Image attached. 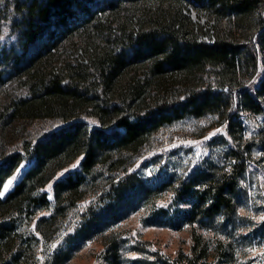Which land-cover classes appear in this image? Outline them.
Wrapping results in <instances>:
<instances>
[{
  "label": "trees",
  "instance_id": "1",
  "mask_svg": "<svg viewBox=\"0 0 264 264\" xmlns=\"http://www.w3.org/2000/svg\"><path fill=\"white\" fill-rule=\"evenodd\" d=\"M138 1L0 0V83L24 90L0 104V116L61 122L0 155V191L22 170L0 196V264H66L94 238H102L104 259L119 264L127 246L141 252L146 245L108 230L164 191L177 201L196 196L185 216L198 228L235 223L251 161L242 113L264 115V0H159L167 11L150 26L117 23L122 4ZM189 4L229 19L248 31L246 40L225 30L202 39ZM176 84L185 89L174 92ZM210 115L227 125L209 141L224 168L203 156L177 185L173 175L149 180L130 169L160 129ZM79 157L54 181L52 201L46 186ZM154 254L156 264L235 260L231 241L196 229L188 252Z\"/></svg>",
  "mask_w": 264,
  "mask_h": 264
},
{
  "label": "rangeland",
  "instance_id": "2",
  "mask_svg": "<svg viewBox=\"0 0 264 264\" xmlns=\"http://www.w3.org/2000/svg\"><path fill=\"white\" fill-rule=\"evenodd\" d=\"M166 6V3L159 0L124 2L113 17L117 23H126L131 28H145L167 11ZM185 12L202 26L199 34L204 40L212 41L221 30H225L224 34L236 41L246 40L248 31L233 26L227 18L220 19L211 11L190 4L187 5ZM179 77L183 76L178 75V80L174 77L175 80L171 82H178L182 79ZM176 85L172 88L174 92L185 89L184 85L183 87L181 84ZM23 92L16 81L0 83V104L3 105ZM242 119L244 123L242 147L249 148L251 161L241 180L243 192L238 203L235 223L223 226L219 221L212 229L198 228V224L189 223L185 216L191 203L197 199L195 195L185 196L177 201L172 191L161 192L146 199L138 210L108 230L109 234L122 235L128 240L130 238L146 245L145 250L141 252L131 250L127 246V252L122 255L119 264H156L158 256L154 254L155 252L171 257H175L181 250L188 252L192 245L194 229L212 241L216 239L231 241L235 250V260L231 264H264V220L256 219L264 216V115L243 112ZM60 123L55 119L11 120L0 116V155L13 151L20 147L25 139L36 138ZM226 127V123L220 122L218 115L166 126L151 136L134 167L130 169L139 168L140 174L149 180L173 175L176 180L174 185H177L179 180L188 174L187 168L203 156L212 158L218 169L224 168L226 166L224 162L212 154L213 149L209 141L219 134L226 133ZM80 159L81 157L73 160L60 170L46 186L52 201L54 181L78 166ZM227 161L229 162V159ZM21 173L22 170H18L7 179L5 185L8 187L5 190L4 185L2 196L13 188ZM51 211L52 207L50 210L39 211L35 215V222L40 217L49 215ZM63 235L56 240L55 247ZM104 249L102 238L88 240L66 264H109L104 259Z\"/></svg>",
  "mask_w": 264,
  "mask_h": 264
},
{
  "label": "snow or ice",
  "instance_id": "3",
  "mask_svg": "<svg viewBox=\"0 0 264 264\" xmlns=\"http://www.w3.org/2000/svg\"><path fill=\"white\" fill-rule=\"evenodd\" d=\"M216 131H220V130H216ZM211 135V134H210ZM73 166H75V165H73ZM11 183V181L9 180V184ZM7 187H8V185L6 184L5 185V190L7 189ZM4 194V192L3 191H0V196H2ZM256 219H261V220H264V216H261V217H258V218H256ZM37 235H39V233H37Z\"/></svg>",
  "mask_w": 264,
  "mask_h": 264
}]
</instances>
